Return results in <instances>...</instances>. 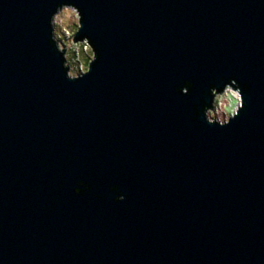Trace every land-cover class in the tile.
Instances as JSON below:
<instances>
[{"label":"water","instance_id":"1","mask_svg":"<svg viewBox=\"0 0 264 264\" xmlns=\"http://www.w3.org/2000/svg\"><path fill=\"white\" fill-rule=\"evenodd\" d=\"M58 2L0 0V264H264V0H75L77 81ZM230 78L239 116L197 119Z\"/></svg>","mask_w":264,"mask_h":264},{"label":"clouds","instance_id":"2","mask_svg":"<svg viewBox=\"0 0 264 264\" xmlns=\"http://www.w3.org/2000/svg\"><path fill=\"white\" fill-rule=\"evenodd\" d=\"M83 19V13L75 0H59L49 20L50 43L62 55V68L66 70V78L72 81L90 75L93 65L100 58L91 37L80 36L84 28ZM223 79L222 77L221 80ZM193 88V82L186 81L177 91L182 95H190ZM205 95L211 99L204 100L202 108L200 105L195 106L196 117L199 119L203 115L209 125L229 126L245 107L243 90L235 78H230L222 90L213 85ZM79 185L75 189L78 195L91 187L83 180L79 181ZM112 190L118 191V186H113ZM115 199L123 201L126 196L121 192Z\"/></svg>","mask_w":264,"mask_h":264}]
</instances>
